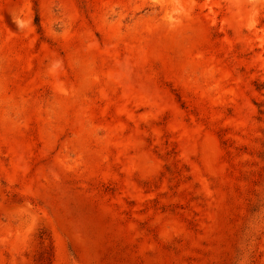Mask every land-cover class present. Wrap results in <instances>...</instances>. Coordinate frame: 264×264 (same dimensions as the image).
I'll list each match as a JSON object with an SVG mask.
<instances>
[{"label": "rangeland", "instance_id": "374dc122", "mask_svg": "<svg viewBox=\"0 0 264 264\" xmlns=\"http://www.w3.org/2000/svg\"><path fill=\"white\" fill-rule=\"evenodd\" d=\"M0 264H264V0H0Z\"/></svg>", "mask_w": 264, "mask_h": 264}]
</instances>
